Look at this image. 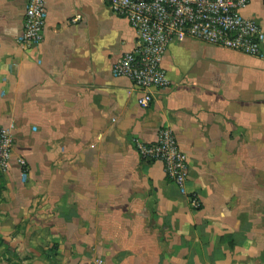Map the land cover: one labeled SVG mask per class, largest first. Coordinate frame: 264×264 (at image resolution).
Here are the masks:
<instances>
[{"label": "crops", "instance_id": "obj_1", "mask_svg": "<svg viewBox=\"0 0 264 264\" xmlns=\"http://www.w3.org/2000/svg\"><path fill=\"white\" fill-rule=\"evenodd\" d=\"M26 4L0 0V122L15 136L0 264H264V59L173 40L171 84L142 108L112 70L136 42L125 17L104 0H46L44 40L26 50ZM242 12L264 28V0ZM163 126L188 158L183 190L135 148Z\"/></svg>", "mask_w": 264, "mask_h": 264}, {"label": "built area", "instance_id": "obj_2", "mask_svg": "<svg viewBox=\"0 0 264 264\" xmlns=\"http://www.w3.org/2000/svg\"><path fill=\"white\" fill-rule=\"evenodd\" d=\"M112 13L125 17L136 31L134 47L112 66L113 73L128 77L140 94L137 102L147 108L154 89L171 84L162 64L168 44L194 37L214 45L243 51L264 59V28L242 10L252 0H104ZM48 17L46 0H27L23 29L18 36L22 48H38L44 40ZM15 63H13V66ZM15 145L14 128L0 122V172L11 169ZM135 148L143 161H161L167 177L182 190L190 174L186 153L175 131L163 126L155 141L137 139ZM21 179L28 178L25 158L18 160ZM192 203L197 205V199ZM95 264H105L98 258Z\"/></svg>", "mask_w": 264, "mask_h": 264}]
</instances>
